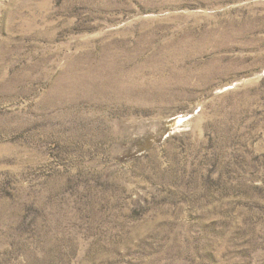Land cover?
Masks as SVG:
<instances>
[{"label": "rangeland", "instance_id": "374dc122", "mask_svg": "<svg viewBox=\"0 0 264 264\" xmlns=\"http://www.w3.org/2000/svg\"><path fill=\"white\" fill-rule=\"evenodd\" d=\"M0 264H264V0H0Z\"/></svg>", "mask_w": 264, "mask_h": 264}]
</instances>
